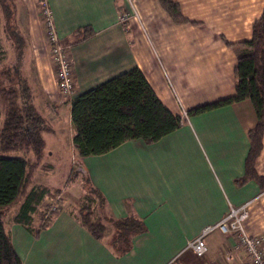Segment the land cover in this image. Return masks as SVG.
Here are the masks:
<instances>
[{"label": "crops", "instance_id": "crops-1", "mask_svg": "<svg viewBox=\"0 0 264 264\" xmlns=\"http://www.w3.org/2000/svg\"><path fill=\"white\" fill-rule=\"evenodd\" d=\"M172 1L192 22L174 23L158 0H47L59 39L69 45L73 96L138 67L160 101L181 117L180 126L156 142L128 140L84 158H78L72 146L70 102L60 99L38 0H6L8 18L0 3V53L8 54H0V63L12 53L16 56L19 46L24 49L16 72L23 75L31 102L51 125L41 169L56 171L58 165L51 161L64 158L67 167L87 172L111 214L137 216L145 224L131 249L115 255L79 224L72 206L64 202L36 234L12 223L14 231H9L22 264H239L226 259L233 240L217 229L204 237L205 256L184 249L229 205L246 201H251L246 232L264 231V190L251 179L235 182L243 175L247 132L256 121L251 103L242 100L183 116L234 94L237 52L229 43L251 38L252 22L260 16L264 0ZM79 27L91 34L70 44ZM63 123L68 159L59 148ZM255 169L264 176V132ZM70 183L69 189L78 186L77 181Z\"/></svg>", "mask_w": 264, "mask_h": 264}, {"label": "trees", "instance_id": "trees-1", "mask_svg": "<svg viewBox=\"0 0 264 264\" xmlns=\"http://www.w3.org/2000/svg\"><path fill=\"white\" fill-rule=\"evenodd\" d=\"M7 1L13 4V0ZM5 2L0 0L8 18L10 12ZM158 2L174 23L192 22L183 15L178 3L172 0ZM90 34L86 27H79L73 31L70 44ZM229 44L237 52L233 71L234 94L194 107L186 111V115L248 100L256 121L247 132L249 149L243 175L235 182L251 179L264 190V176L255 169L264 132V6L260 16L252 22L251 38ZM2 74L6 75L4 78L8 82L1 84L0 81V101L3 104V108L0 106V264H22L10 231L3 224L7 211L17 205L13 223L36 234L61 211L62 204L52 210L43 204L46 198H53L61 189L31 184L35 172L44 166L46 135L51 125L31 102L25 81L19 80L18 76L11 78L5 71ZM69 102L73 129L71 142L78 158L104 154L128 140L140 139L147 144L156 142L181 123V117L160 101L138 67L75 95ZM75 181L83 195L78 209H71L75 219L115 255L126 254L132 247L133 238L145 231L143 220L132 215L115 217L111 214L103 193L93 185L87 172L72 166L67 183ZM96 200L102 209L106 208L101 213L92 209L98 204Z\"/></svg>", "mask_w": 264, "mask_h": 264}, {"label": "built area", "instance_id": "built-area-1", "mask_svg": "<svg viewBox=\"0 0 264 264\" xmlns=\"http://www.w3.org/2000/svg\"><path fill=\"white\" fill-rule=\"evenodd\" d=\"M38 2V13L43 23V36L48 46L60 99L71 101L74 97V79L71 58L67 52L69 45L61 43L59 39L47 0H38ZM185 115L186 113H183V116ZM250 204L251 201H246L238 206L229 205L224 215L216 223L203 227L200 233L187 243L184 250H190L196 256H203L207 252L205 235L217 229L233 240L225 252L226 259L230 261L236 259L239 264H264V231L250 235L244 226ZM44 206L52 210L58 204L55 201H47ZM239 251L242 252V256H239Z\"/></svg>", "mask_w": 264, "mask_h": 264}, {"label": "rangeland", "instance_id": "rangeland-1", "mask_svg": "<svg viewBox=\"0 0 264 264\" xmlns=\"http://www.w3.org/2000/svg\"><path fill=\"white\" fill-rule=\"evenodd\" d=\"M42 26H43V23H42ZM17 43L19 46L20 45L19 40ZM23 50L24 49L21 46H19L17 48V51H16V56L14 53H12V55H10L11 57L8 56L10 58L5 64L0 63V81H1V84H5L8 82V80L5 79L6 75L2 74V71H5L11 78H13L14 76L15 77L18 76V79L21 80L22 82H24L23 75H21L19 72H16V68L18 67L19 60L21 58L20 55L23 53L22 52ZM5 52L6 53L1 52L4 54V57L8 55L6 50H5ZM17 59H18V62H16ZM21 60H23V59H21ZM4 76H5V78H4ZM2 105L3 104L0 101V106L2 107ZM61 126H62L61 131L63 132V136L61 138H59V148H60V152H63L65 154V159H68L69 152H68V149L66 148L67 147V143H66L67 125H65L63 123ZM47 140H48V138H47ZM61 146H63V148ZM11 154H16V153L12 152ZM63 159L64 158H62V160H60V161H58V160H55V161L52 160L51 161V163H54V164L56 163L58 165V170H56V171L43 170V169L37 170L33 176L31 184L43 183V184L48 185V186L53 187V188L62 187L61 191L59 193H55V196H53L54 199L50 197L47 200H49V202H50V201H56V199H57L58 205L64 204V202H65V205L69 204L72 207H75L76 209H78L79 205H81V203L83 202V198H82L83 195H82V193L81 194L79 193V190H78L79 187L78 186L69 189L70 188L69 186L71 185V183L68 184L66 182V180H67V177L70 173L71 168L64 165L65 161ZM96 202H98V201L96 200ZM44 203H45V200H44L43 204ZM16 208H17V205H13L12 207H10V209L7 211V213L3 219V224H4L6 230H13L14 231L13 226H11V225L13 223L12 217L15 214ZM92 209H95V211L101 213L106 208L104 207L102 209L100 207V203L98 202L97 205L92 206ZM11 240L13 241L12 236H11ZM206 240H207V238H205V241ZM206 243H207V241H206ZM17 252H20L19 247L17 249Z\"/></svg>", "mask_w": 264, "mask_h": 264}]
</instances>
